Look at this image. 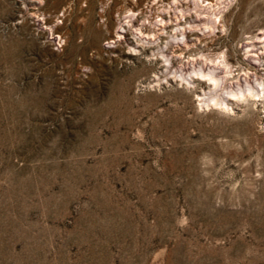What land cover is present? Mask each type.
<instances>
[{
	"label": "rangeland",
	"instance_id": "rangeland-1",
	"mask_svg": "<svg viewBox=\"0 0 264 264\" xmlns=\"http://www.w3.org/2000/svg\"><path fill=\"white\" fill-rule=\"evenodd\" d=\"M263 37L264 0H0V264H264Z\"/></svg>",
	"mask_w": 264,
	"mask_h": 264
},
{
	"label": "bare ground",
	"instance_id": "bare-ground-1",
	"mask_svg": "<svg viewBox=\"0 0 264 264\" xmlns=\"http://www.w3.org/2000/svg\"><path fill=\"white\" fill-rule=\"evenodd\" d=\"M214 1V0H213ZM216 2H217V0H215ZM204 2V1H203ZM207 2V1H206ZM143 14V13H142ZM257 38V37H256ZM259 38V37H258ZM261 38V37H260ZM264 38V37H263ZM137 41H139V40H137ZM134 42V41H133ZM138 44V43H137ZM130 48V47H129ZM146 49V48H145ZM147 51V50H146ZM144 53V52H143ZM200 69V73L201 74H203V75H205V73L201 70V68H199ZM207 75H209L210 76V79H212V80H215L216 81V79L214 78V75H215V73H214V71H210V73H208ZM201 80V79H200ZM199 80V81H200ZM206 82V81H205ZM202 83V82H201ZM259 83H261V82H259ZM258 83V84H259ZM202 85V84H201ZM199 86V85H198ZM243 86V85H242ZM257 87V86H256ZM256 87H254V86H251V85H249V84H246L244 87H237L236 89H235V92H229L232 96H236V97H238V99H240V100H243V99H245V98H247V97H250V96H255L256 94H257V88ZM196 88V87H195ZM216 88V87H215ZM197 90V89H196ZM264 90V89H263ZM201 91V90H200ZM204 91H205V89H204ZM260 91V90H259ZM262 94V93H261ZM200 95V94H199ZM212 95H216V99H214V104H220V105H224L225 104V99L221 96V95H219V94H216L215 92L213 93H211V95H209V96H212ZM213 97V96H212ZM211 97V98H212ZM252 99V98H251ZM227 100V99H226ZM249 101V100H248ZM253 102V101H252ZM256 103V102H255ZM258 103V102H257ZM248 104V103H247ZM252 104V103H251ZM254 104V103H253ZM263 105V104H262Z\"/></svg>",
	"mask_w": 264,
	"mask_h": 264
}]
</instances>
